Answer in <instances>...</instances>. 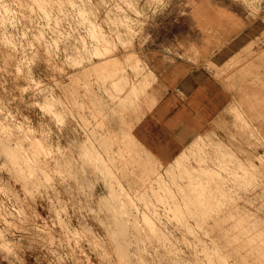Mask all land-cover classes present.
Masks as SVG:
<instances>
[{
  "label": "rangeland",
  "instance_id": "374dc122",
  "mask_svg": "<svg viewBox=\"0 0 264 264\" xmlns=\"http://www.w3.org/2000/svg\"><path fill=\"white\" fill-rule=\"evenodd\" d=\"M258 51L264 0H0V264H264ZM164 52L228 95L176 147L145 144L161 126H139L163 94L150 61Z\"/></svg>",
  "mask_w": 264,
  "mask_h": 264
},
{
  "label": "crops",
  "instance_id": "0c3cea01",
  "mask_svg": "<svg viewBox=\"0 0 264 264\" xmlns=\"http://www.w3.org/2000/svg\"><path fill=\"white\" fill-rule=\"evenodd\" d=\"M182 58L164 52L150 61L158 78L156 84L162 87L163 94L139 124L141 131L147 124L161 126L155 135L141 132L147 145L180 146L194 137L197 129L227 102V91L211 70ZM154 137L173 141L159 143ZM175 151L173 148L171 153Z\"/></svg>",
  "mask_w": 264,
  "mask_h": 264
},
{
  "label": "bare ground",
  "instance_id": "6f19581e",
  "mask_svg": "<svg viewBox=\"0 0 264 264\" xmlns=\"http://www.w3.org/2000/svg\"><path fill=\"white\" fill-rule=\"evenodd\" d=\"M260 50H263V49L260 48ZM258 52H261V51H258ZM262 52H263V51H262ZM262 52H261V54L264 53V52H263V53H262ZM129 53H130V52H129ZM129 53H128V54H129ZM133 53H135V52L133 51ZM128 54H127V55H128ZM257 54H258V53H257ZM257 54H256V55H257ZM130 55L132 56V54H130ZM135 55H136V54H135ZM253 55H255V54H253ZM131 56H128V57H131ZM133 56H134V55H133ZM133 56H132V57H133ZM262 56H264V55H262ZM134 57H135V56H134ZM252 57H253V56H252ZM254 57H255V56H254ZM256 57H257V56H256ZM258 57H259V56H258ZM246 58H247V57H246ZM263 58H264V57H263ZM249 59H251V57H250ZM259 59H260V58H259ZM251 60H252V59H251ZM263 60H264V59H263ZM246 61H247V59H246ZM258 61H259V60H258ZM261 62H262V60H261ZM241 63H243V61H241ZM241 63H240V64H241ZM244 63H245V61H244ZM251 63H252V62H251ZM240 64H239V65H240ZM252 64H254V63H252ZM260 64L262 65V63H260ZM263 64H264V63H263ZM239 65H237V68H238V69H240V68L238 67ZM242 65H243V64H242ZM242 65H240V66H242ZM255 65H257V63H256ZM243 66H244V65H243ZM253 66H254V65H253ZM249 67H250V66H249ZM247 68H248V67H247ZM248 69H249V68H248ZM248 69H247V70H248ZM252 70H253V69H252ZM250 71H251V69H250ZM226 73H227V72H226ZM256 73H257V72H256ZM236 74H237V73H236ZM256 75H257V74H256ZM258 75H259V74H258ZM249 81H251V80H249ZM245 82H246V81H245ZM140 84H141V83H140ZM143 84H144V83H143ZM144 85H145V84H144ZM245 85H246V84H245ZM146 87H147V86H146ZM234 87H235V85H234ZM133 88H134V90L136 89L135 86H134ZM245 88H246V87H245ZM246 89H247V88H246ZM249 89H250V88H249ZM134 90H132V91H134ZM136 90H137V89H136ZM140 90H141V89H140ZM144 90H145V89H144ZM259 90H260V89H259ZM132 91H131V92H132ZM135 92H136V91H135ZM252 92H253V91H252ZM138 93H139V92H138ZM138 93L136 92L135 94H138ZM250 93H251V91H250ZM132 94H134V92H133ZM149 94H150V93H149ZM254 95H256V93H254ZM134 96H135V95H134ZM137 96H138V95H137ZM256 96H257V95H256ZM135 97H136V96H135ZM135 97H134V100H133L134 102H135V100L137 101V99H135ZM148 97H149V96H148ZM154 97H156V96H154ZM254 97H255V96H254ZM123 98H124V97H123ZM128 98H129V97H128ZM247 98H249V96H248V97L246 96V99H247ZM126 99H127V98H126ZM129 99H130V98H129ZM129 99H128V100H129ZM153 99H156V98H153ZM153 99H150V100H153ZM249 99H250V98H249ZM250 100H251V99H250ZM124 101H125V100H124ZM130 101H131V100H130ZM155 101H157V99H156ZM247 101H248V100H247ZM241 102H242V101H241ZM256 102H257V101H256ZM125 103H126V102H125ZM150 103H151V102H150ZM150 103H149V105H150ZM260 103H261V102H260ZM260 103H258V104H260ZM263 103H264V102H262L261 105H262ZM132 104H133V103H132ZM152 105H153V104H152ZM132 106H134V105H132ZM249 106L251 107V105H249ZM150 107H151V106H150ZM263 107H264V106H263ZM251 108H252V107H251ZM254 108H255V106H254ZM255 109H256V108H255ZM261 109H262V107H261ZM242 110H243V109H242ZM262 110H264V109H262ZM240 112H241V111H240ZM243 112H244V111H243ZM257 112H258V111H257ZM263 113H264V112H263ZM242 114H243V113H242ZM259 115L261 116V114H259ZM259 115H257V116H259ZM242 117H243V116H242ZM242 117H241V118H242ZM245 117H246V115H245ZM245 117H244V119H245ZM137 118H138V117H137ZM246 118H247V117H246ZM238 119H239V118H238ZM240 121H241V120H240ZM247 121H248V120H247ZM249 121H250V120H249ZM251 121H252V120H251ZM237 122H238V121H237ZM242 122H243V120H242ZM244 122H245V121H244ZM245 123H246V122H245ZM243 124H244V123H243ZM243 124H242V125H243ZM249 124H251V123H249ZM249 124H248V125H249ZM244 126H246V125H244ZM251 126H252V125H251ZM240 127H242V126H240ZM253 127H255V126H253ZM253 127H252V128H253ZM256 127H257V126H256ZM245 129H246V128H245ZM249 129H251V128H249ZM254 129H256V128H254ZM230 132H231V131H230ZM250 132L252 133L251 130H250ZM244 133H245V132H244ZM251 133H250L249 135H251ZM258 133H259V132H257V134H258ZM211 134H212V133H211ZM252 134H253V133H252ZM206 136H207V135H206ZM209 136H210V135H209ZM209 136H208V137H209ZM246 136H247V135H246ZM210 137H211V136H210ZM231 137H232V136H231ZM131 138H132V137H131ZM200 138H201V137H200ZM206 138H207V137H206ZM132 140H133V139H132ZM203 140H204V139H203ZM132 142H133V141H132ZM137 142H138V141H137ZM213 142H214V141H213ZM217 142H218V141H217ZM217 142H216V143H217ZM204 143H205V141H204ZM204 143H202V141H201V145L204 144ZM214 143H215V142H214ZM131 144H132V143H131ZM218 144H219V143H218ZM223 144H224V143H223ZM194 145H195V143H194ZM194 145H192V147H193ZM196 145H198V143H196ZM214 145H215V144H214ZM204 146H205V145H204ZM194 147H195V146H194ZM201 147H202V146H201ZM201 147H200V148H201ZM131 148H133V147H131ZM203 148H204V147H203ZM198 149H199V148H198ZM198 149L195 150V152L199 151ZM204 149H205V148H204ZM225 149H226V148H225ZM201 150H202V149H201ZM205 150H207V149H205ZM239 150H240V148H239ZM231 151H232V150H231ZM241 151H242V150H241ZM244 151H245V150H244ZM205 152H206V151H205ZM221 152H222V151H221ZM249 152H250V151H249ZM136 153H137V151H136ZM198 153H199V152H198ZM198 153H197V154H198ZM229 153H231V152H229ZM232 153H233V155L235 154L234 152H232ZM239 153H240V152H239ZM247 153H248V152H247ZM137 154H138V153H137ZM137 154H136V156H138ZM199 154H200V153H199ZM204 154H208V157H209V153H204ZM216 154H217V153H216ZM251 154H252V153H251ZM133 155H135V154H133ZM200 155H201V154H200ZM200 155H199V156H200ZM219 155H220V154H219ZM222 155H223V154H222ZM193 156H194V155H193ZM199 156L197 155L196 157H199ZM201 156H202V155H201ZM201 156H200L199 158H200V159H203L204 157L202 158ZM211 156H212V155H211ZM216 156H217V155H216ZM256 156H257L256 158H257V160L259 161V163H257V162L255 161V158H253L252 161H251L252 164H249V165H250V167L253 165V166H255L256 168L259 169L261 165L264 166V159H263V156H262L261 154H257ZM140 157H141V156H140ZM176 157L179 158L178 155H177ZM196 157H195V158H196ZM206 157H207V156H205L204 159H206ZM230 157H231V155H230ZM233 157H234V156H233ZM254 157H255V155H254ZM137 158H138V157H137ZM142 158H143V157H142ZM214 158H215V160L217 161L216 157H213V160H214ZM219 158H222V156L219 157ZM134 159H135V158H134ZM140 159H141V158H140ZM175 159H176V158H175ZM180 159H181V156H180ZM200 159H197L198 161H197L196 159H194V160L197 161L198 163H201V162H199ZM238 159H239V157H238ZM143 160H144V159H143ZM147 160H148V159H147ZM178 160H179V159H178ZM178 160H177V161H178ZM208 160H212L211 157H210V159H208ZM213 160H212V163H213ZM215 160H214V161H215ZM220 161H221V160H220ZM241 161H242V160H241ZM246 161H247V160H246ZM143 162H144V161H143ZM149 162H150V161H149ZM179 162H180V161H179ZM209 162H210V161H209ZM145 163H146V161H145ZM205 163H206V162H205ZM205 163H204V164H205ZM217 163H219V162L217 161ZM248 163H249V162H248ZM146 164H148V163H146ZM150 164H151V163H150ZM170 164H171V163H170ZM214 164H215V162H214ZM141 165H142V163H141ZM168 165H169V164H168ZM221 165H222V164H221ZM223 165H224V164H223ZM240 165H242V163H241ZM144 166H145V165H144ZM149 166H150V165H149ZM177 166H179V165H177ZM217 166H218V165H217ZM245 166H246V165H244V168H245ZM253 166H252V167H253ZM142 167H143V166H142ZM181 167H182V166H181ZM183 167H184V166H183ZM186 167H187V166H186ZM191 167H193V166H191ZM221 167H222V166H221ZM228 167H229V166H228ZM238 167H239V166H238ZM146 168H148L147 165H146ZM169 168H170V167H169ZM189 168H190V167H189ZM193 168H194V167H193ZM193 168H191V169H193ZM208 168H209V167H208ZM208 168H207V169H208ZM219 168H220V167H219ZM244 168L241 167L240 169L242 170V169H244ZM246 168H248V167L246 166ZM253 168H254V167H253ZM253 168H252V169H253ZM170 169H171V168H170ZM172 169H173V166H172ZM172 169H171V170H172ZM185 169L189 170L188 167L185 168ZM195 169H196V168H195ZM202 169H204V166H203ZM205 169H206V168H205ZM211 169H212V168H211ZM223 169H225V168H223ZM258 169H257V171H258ZM227 170H229V169H227ZM230 170H231V169H230ZM230 170H229V171H230ZM247 170H249V169H247ZM173 171H174V170H173ZM231 171H232V170H231ZM236 171H237V170H236ZM253 171H254V169H253ZM180 172H181V171H180ZM189 172H190V171H189ZM192 172H193V171H192ZM202 172H203V171H202ZM202 172H201V173H202ZM210 172H211V171H210ZM250 172H251V171H250ZM254 172H255V171H254ZM186 173H187V172H186ZM203 173H204V172H203ZM235 173H237V172H235ZM252 173H253V172H252ZM173 174H174V173H173ZM181 174H183V173H181ZM187 174H188V173H187ZM210 174H211V173H209L208 175L210 176ZM229 174L232 175V173H229ZM237 174H238V173H237ZM250 174H251V173H250ZM254 174H255V173H254ZM258 174H259V173H258ZM235 175H236V174H235ZM244 175H245V174H244ZM251 175H252V174H251ZM251 175H250V176H251ZM179 176H181V175H179ZM190 176H191V178H190ZM190 176H189V178H190L189 180L193 179V178H194L193 176H197V175H196V174H193V175H192V173H190ZM212 176H213V175H212ZM212 176H211V177H212ZM256 176H257V175H256ZM187 177H188V176H187ZM207 177H208V176H207ZM213 177H214V176H213ZM233 177H234V176H233ZM239 177H240V174H239ZM246 177H247V176H246ZM195 178H197V177H195ZM199 178H200V177H199ZM199 178H197V179H199ZM197 179H195V180H197ZM203 179H204V178H203ZM230 179H231V178H230ZM235 179H236V178H235ZM235 179H234V180H235ZM259 179H260V178H259ZM205 180H206V179H205ZM242 180H243V179H242ZM187 181H188V180H187ZM193 181H194V179H193ZM191 182H192V181H191ZM198 182H200V181H198ZM203 182H204V181H203ZM189 183H190V182H189ZM189 183H188V185H189ZM200 183H202V182H200ZM190 184H191V183H190ZM193 184H194V182H193ZM193 184H192V185H193ZM205 184H206V182H205ZM205 184H204V185H205ZM208 184H209V183H208ZM219 184H222V185H220V187L217 185V187L220 188V190H221V187H223L224 185H223V183H220V182H219ZM253 184H254V183H253ZM192 185H191V186H192ZM245 185H246V183H245ZM189 186H190V185H189ZM207 187H208V186H207ZM207 187H206V189H207ZM209 187H210V186H209ZM209 187H208V189H209ZM214 187H215V186H214ZM217 187H216V188H217ZM233 187H234V186H233ZM201 188H203V185H202ZM204 188H205V187H204ZM245 188H246V187H245ZM245 188H244V189H245ZM206 189H202V191H204V190H206ZM208 189H207V191H208ZM246 189H247V188H246ZM187 190L190 191V190H192V188H191V189H187ZM216 190H217V189H216ZM200 191H201V190H200ZM200 191H199V193H200ZM209 191H210V189H209ZM209 191H208V192H209ZM212 191H213V190H212ZM218 191H219V190H218ZM218 191H217V192H218ZM236 191H237V190H236ZM191 192H192V191H191ZM191 192H190V195H187V196H190V197H189L190 199L192 198V197H191V196H192L191 194H193V193H191ZM193 192H195V191H193ZM204 192H205V191H204ZM204 192H203V194H204ZM217 192H216V193H217ZM205 193L207 194V192H205ZM219 193H220V191H219ZM188 194H189V193H188ZM203 194H202V195H203ZM217 194H218V193H217ZM217 194H216V196H217ZM193 195H194V194H193ZM210 195H212V193H211ZM210 195H209V196H210ZM199 196H201V195H199ZM204 196H205V195H204ZM213 196H215V194H214ZM194 197H195V195H194ZM117 198H118V197H117ZM117 198H116V199H117ZM197 198H198V197H197ZM197 198H193V199H197ZM202 198H203V197H202ZM204 198H206V197H204ZM207 198H209V197H207ZM207 198L205 199V202H206ZM114 199H115V197H114ZM116 199H115V200H116ZM186 199H187V198H186ZM198 199L201 200L200 198H198ZM198 199H197V200H198ZM197 200H196V201H197ZM186 201H187V200H186ZM209 201H210V200H209ZM187 202H188V201H187ZM203 202H204V201H203ZM232 202H233V201H232ZM191 203H192V202H191ZM191 203H190V204H191ZM198 203H199V202H198ZM208 203H209V202H208ZM187 205H188V204H187ZM223 205H224V204H223ZM219 206H220V205H219ZM219 206H218V207H219ZM194 207H195V206H194ZM209 207H210V206H209ZM209 207H208V208H209ZM214 207H215V206H214ZM205 208H206V207L202 208V210L204 209L205 211H207L208 208H207V209H205ZM212 208H213V207H212ZM236 208H237V207H236ZM193 209H194V208H193ZM195 209L200 210L201 208L195 207ZM198 210H197V211H198ZM202 210H201V211H202ZM209 210L211 211L212 209H209ZM209 210H208V211H209ZM195 211H196V210H194V212H195ZM215 211H217V210H215ZM198 212H199V211H198ZM202 212H203V211H202ZM212 212H213V211H212ZM220 212H221V211H220ZM196 213H197V212H196ZM205 213H207V212H205ZM210 213H211V212H210ZM215 213H216V212H215ZM199 214H200V213H199ZM203 214H204V213H203ZM208 214H209V213H208ZM208 214H207V215H208ZM216 214H217V213H216ZM196 215L198 216V214H196ZM196 215H195V217H196ZM203 216H204V215H203ZM199 217H200V216H199ZM220 217H221V216H220ZM220 217H219V218H220ZM196 218H197V217H196ZM202 218H203V217H202ZM202 218H201V219H202ZM199 219H200V218H198V220H199ZM115 220H116V219H115ZM202 220H203V221H206V219H202ZM200 221H201V220H200ZM203 221H202V222H203ZM184 222H185V221H184ZM234 223H235V222H234ZM201 224H202V223H201ZM122 225H124V224H122ZM208 225H209V224H208ZM210 225H212V224H210ZM202 226H203V225H202ZM242 229H243V228H242ZM244 230H246V229H244ZM238 231H239V233H241L240 230H238ZM249 231H250V230H249ZM249 231H248V233H249ZM243 234H244V233H243ZM236 235H237V233H235L234 236H236ZM239 235H240V234H239ZM252 235H254V234L252 233ZM244 236H245V235H244ZM246 236H247V235H246ZM254 236H255V235H254ZM254 236H253V237H254ZM238 237H239V236H238ZM238 237H237V238H238ZM240 237H241V236H240ZM242 237H243V236H242ZM250 237H251V236H250ZM232 238H233V237H232ZM213 239H214V238H213ZM233 239H234V238H233ZM247 239H248V238H247ZM249 239H250V238H249ZM249 239H248V240H249ZM229 240H230V239H229ZM235 240H237V239H234L233 242H235ZM250 240H251V239H250ZM225 241H226V240H225ZM227 241H228V240H227ZM253 241H254V240H253ZM230 242H231V240H230ZM243 242H244V241H243ZM243 242H242V244H243ZM246 242H247V241H246ZM2 243H3V242H2ZM9 243H10V242H9ZM252 243H253V242H252ZM223 244H224V242H223ZM227 244H228V243H227ZM248 244H250V243H248ZM218 245H219V244H218ZM224 246H225V244H224ZM235 246H236V245H235ZM238 246H239V245H237L236 247H238ZM243 246H244V245H243ZM211 247H213V246H211ZM236 247H235V248L232 247V250H233L232 254H233V253L235 254L236 251H240V250H238V248H236ZM250 247H251V246H250ZM253 247H254V245H253ZM255 247H256V246H255ZM206 248H207V247H206ZM251 248H252V247H251ZM251 248L247 249V251L250 250ZM211 249H212V248H211ZM224 249H225V248H224ZM226 249H227V248H226ZM226 249H225V250H226ZM234 249H235V251H234ZM236 249H237V250H236ZM243 249H244V248H243ZM253 249H254V248H253ZM230 250H231V249H230ZM255 250H256V249H255ZM216 251H217V250H215V252H216ZM251 251H253V250H251ZM208 252H209V251H208ZM217 252H218V251H217ZM227 252H228V253H227L228 255H232V254H229V251H228V250H227ZM230 253H231V251H230ZM247 253H248V252H247ZM249 253H250V252H249ZM251 253H252V252H251ZM209 254H210V253H209ZM218 254H219V252H218ZM223 254H224V253H223ZM223 254H220V255H218V256H222ZM227 254H225V255H227ZM236 254H237V252H236ZM236 254H235V255H236ZM254 254H256V252H255ZM212 255H213V254H212ZM241 255H242V253H241ZM243 256H244V255H243ZM243 256L241 257V256L239 255V257H241V259L246 260V256H245V257H243ZM223 257H224V255H223ZM229 257H230V256H229ZM237 257H238V255H237ZM221 258H222V257H221ZM221 258H219V259H221ZM226 258H227V257H226ZM211 259H213V258H211ZM235 259H236V258H235ZM237 259L239 260V258H237ZM241 259H240V260H241ZM222 260H223V259H222ZM225 260H226V259H225ZM254 260H255V259H254ZM203 262H204V261H203ZM206 262H207V261H206ZM212 262H213V261H212ZM212 262H211V263H212ZM214 262H215V261H214ZM220 262H221V261H220ZM220 262H219V263H220ZM246 262H247V261H246ZM243 263H244V261H243ZM222 264H223V263H222Z\"/></svg>",
  "mask_w": 264,
  "mask_h": 264
}]
</instances>
